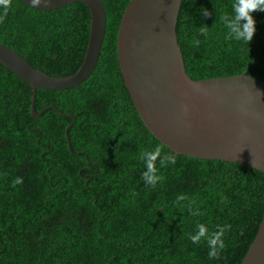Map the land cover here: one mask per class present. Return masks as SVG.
Wrapping results in <instances>:
<instances>
[{
    "label": "trees",
    "instance_id": "1",
    "mask_svg": "<svg viewBox=\"0 0 264 264\" xmlns=\"http://www.w3.org/2000/svg\"><path fill=\"white\" fill-rule=\"evenodd\" d=\"M101 1L105 26L93 68L71 87L37 86L35 110L53 105L37 117L28 83L0 62V264H239L263 211V177L254 168L174 155V165L157 160L156 186L145 184L141 152L159 146L173 154L140 120L118 71L114 43L128 0ZM233 3L187 0L181 51L193 79L247 68L264 81V11L252 13V42L226 39L219 17L231 15ZM89 29L83 1L39 8L12 0L0 42L64 75L80 63ZM16 177L23 183L13 187ZM180 195L186 199L177 204ZM189 204L201 214L192 216ZM200 223L209 232L231 225L218 259H209L206 240L191 241Z\"/></svg>",
    "mask_w": 264,
    "mask_h": 264
},
{
    "label": "water",
    "instance_id": "2",
    "mask_svg": "<svg viewBox=\"0 0 264 264\" xmlns=\"http://www.w3.org/2000/svg\"><path fill=\"white\" fill-rule=\"evenodd\" d=\"M22 1L31 5V0ZM73 1L77 0H46L38 7L55 8ZM79 1L89 8L90 29L81 61L71 73L50 75L0 42V62L32 90L34 117L53 106L35 110L37 86H74L97 60L104 7L101 0ZM186 8L187 0H128L125 4L117 27L115 57L135 110L150 135L173 155L254 168L264 179V81L248 75L247 68L234 75L193 79L181 51ZM64 114L75 119L71 113ZM68 147L72 151L69 140ZM239 264H264V207Z\"/></svg>",
    "mask_w": 264,
    "mask_h": 264
},
{
    "label": "clouds",
    "instance_id": "3",
    "mask_svg": "<svg viewBox=\"0 0 264 264\" xmlns=\"http://www.w3.org/2000/svg\"><path fill=\"white\" fill-rule=\"evenodd\" d=\"M42 2L46 0H31V5L33 7H38ZM12 0H0V8L3 9V15H0V23L4 21L7 16L8 10L11 8ZM201 15L208 17L211 15L206 8L201 9ZM254 11H264V0H234L232 5V14L227 13L221 15L219 19L223 22L227 29L226 39H235L237 41H242L245 43H250L253 41L256 32V21L252 15ZM208 26L201 25L200 33L207 36ZM196 44L199 41H195ZM259 94V93H258ZM183 111L186 112L187 108L183 107ZM248 130L245 129V132ZM140 159L144 162L145 169L141 174V179L146 185L155 187L158 181L161 179L157 174V160L161 167H166L168 164H175L176 158L171 154H162V150L159 146L155 147L153 150H144L140 154ZM23 178L16 177L12 181V186L15 187L17 184H22ZM184 195L177 197V204L180 201L185 200ZM194 203V202H193ZM189 211L192 216L200 215L199 208L192 210V204L188 205ZM231 225H217L216 230L209 232V229L200 223L197 225V231L190 236L191 241L194 244H199L202 240H206L209 252V259H218L219 252L225 247L223 237L230 229Z\"/></svg>",
    "mask_w": 264,
    "mask_h": 264
}]
</instances>
